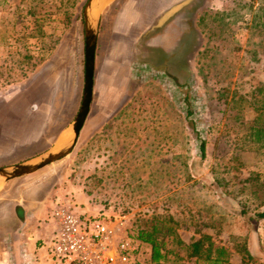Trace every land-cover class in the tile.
<instances>
[{
	"label": "rangeland",
	"instance_id": "obj_1",
	"mask_svg": "<svg viewBox=\"0 0 264 264\" xmlns=\"http://www.w3.org/2000/svg\"><path fill=\"white\" fill-rule=\"evenodd\" d=\"M135 1L142 13V0ZM170 1L156 0L145 18ZM85 2L0 0V122L7 119L0 126V166L46 151L63 126L62 136L71 131L83 91ZM236 2L253 5L244 6L242 19L232 15L225 23L215 15ZM259 2L195 0L199 6L158 23V36L150 39L142 38V16H131L140 20L125 34L114 33L118 3L104 0L93 96L78 139L68 155L21 180L80 188L86 199L77 205L90 208L84 214L110 222L116 240L133 237L130 264H149L150 249L135 235L155 214L183 219L177 232L185 243L198 228L212 235L232 262L240 259L235 244L244 238L254 264H264V218L247 219L264 209L247 181L264 180V146L244 140L254 112L242 100L264 80V29H256L252 13ZM29 87L44 90V97L35 89L31 95L55 111L36 141L23 144L8 121L39 122L41 112L33 109L40 104L8 117L3 110ZM18 250L0 233V264H17Z\"/></svg>",
	"mask_w": 264,
	"mask_h": 264
},
{
	"label": "crops",
	"instance_id": "obj_2",
	"mask_svg": "<svg viewBox=\"0 0 264 264\" xmlns=\"http://www.w3.org/2000/svg\"><path fill=\"white\" fill-rule=\"evenodd\" d=\"M191 1L192 0H171L164 7L154 12V15L147 20V18H145L148 14L145 13L146 9L147 12H149L148 8H150L156 0H142V13H138V11L135 10L136 7L139 8L135 0H110V4L118 3L119 12L118 22L114 26L113 32L125 34L128 32L127 28H130V23H137L142 16V19L145 20V22L143 20L144 23H142V38H146L148 37L147 35H149L150 39H155L159 33V30H157L159 29L158 23L162 24L167 18L177 14L182 7L187 6L188 4L190 5ZM180 3L181 6L177 10L172 12L169 16H166V13L170 9ZM156 15H161L157 20V24L155 21L157 18ZM131 16H140V19H136L137 21H135ZM100 23L101 17L99 27ZM151 45L159 46L155 42ZM34 89L40 94L43 93L42 95L44 97V90L42 91L41 89L39 90V88L36 89L34 87L25 88L13 97L9 107H6V110H3L5 113H3V115H7L8 117L12 114L17 115V113H19L20 115V112L28 111L27 107H29L30 110L32 102L40 104L33 109L41 112L39 122H33L35 120H28V122L24 118H22V120L19 119L16 122L14 120L13 122L8 121L13 127H17L16 129L11 128L12 133L14 132L15 135H10V130V137L12 136L13 139L18 140L17 142L23 144L36 141L47 121L54 118L53 113L55 108L53 109L51 106L49 107V105L44 102L43 97L36 98L31 95V93H36ZM6 120L7 119L1 120L0 126H6ZM19 122L20 124H18ZM65 129L66 127L63 126L55 135L50 136V140L54 137L59 138ZM26 177L29 176L17 177L0 184V233L3 238L5 237L6 239L11 240V246L14 249L19 248L17 252L18 256L15 253L17 264L19 260H21L22 264H51L47 245L56 229L55 223L52 219L53 209L58 203L71 204L80 213H89L90 208L77 205V203L83 202L86 197L82 190L75 187L72 182H68L66 185L56 182L52 185L46 186L42 182L37 181L38 179L33 181L21 180L28 179ZM48 208L52 209L51 221L46 217Z\"/></svg>",
	"mask_w": 264,
	"mask_h": 264
},
{
	"label": "trees",
	"instance_id": "obj_3",
	"mask_svg": "<svg viewBox=\"0 0 264 264\" xmlns=\"http://www.w3.org/2000/svg\"><path fill=\"white\" fill-rule=\"evenodd\" d=\"M196 6H199V4H195V0H192L190 5L181 8L179 14L185 15L190 12V7L194 9ZM244 6L250 10L253 5L251 3H237L230 10L215 12V15L225 17V20L227 19L225 23L231 21L230 16L232 15L235 19L237 15L242 19ZM192 12L194 14V11ZM252 13L254 25L257 26L256 29L263 30L264 3L259 2ZM162 60L163 58L160 59V62ZM239 99H242V97H239ZM242 100L247 101L248 106L254 112L252 120L244 123V140L264 146V80L254 88L250 100ZM204 145V142L201 141L199 147L202 155L204 154ZM247 181H250V187H254L252 190L253 197L264 203V180L259 182L257 178L253 179L252 177ZM253 181L258 182L253 183ZM242 213H246V210H242ZM261 218H264V209L255 210L247 217L250 221ZM184 223L186 222L183 219L175 218L173 215L155 214L145 227L137 231L135 238L140 243L146 244L150 249L149 264H182L181 260L189 258H194L196 264H254L256 261L244 238L235 244L236 251L240 253V259L237 262L231 261V252L225 246L216 244L212 235L200 231L199 228L196 229L198 236L193 238L191 242L185 243L177 232L180 224Z\"/></svg>",
	"mask_w": 264,
	"mask_h": 264
},
{
	"label": "built area",
	"instance_id": "obj_4",
	"mask_svg": "<svg viewBox=\"0 0 264 264\" xmlns=\"http://www.w3.org/2000/svg\"><path fill=\"white\" fill-rule=\"evenodd\" d=\"M56 229L47 245L51 264H130L137 250L132 236L116 240V230L99 216L58 203L52 212Z\"/></svg>",
	"mask_w": 264,
	"mask_h": 264
},
{
	"label": "water",
	"instance_id": "obj_5",
	"mask_svg": "<svg viewBox=\"0 0 264 264\" xmlns=\"http://www.w3.org/2000/svg\"><path fill=\"white\" fill-rule=\"evenodd\" d=\"M103 3L104 0H86L82 9L84 35L83 91L78 111L70 124L71 131L65 136L61 135L53 146L36 156L15 164L0 166V184L37 172L68 155L73 149L88 115L92 100L95 49ZM180 6L181 3L174 6L166 13V16H169Z\"/></svg>",
	"mask_w": 264,
	"mask_h": 264
}]
</instances>
